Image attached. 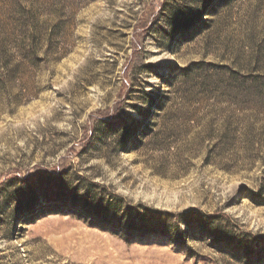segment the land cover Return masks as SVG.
<instances>
[{
    "label": "rangeland",
    "instance_id": "obj_1",
    "mask_svg": "<svg viewBox=\"0 0 264 264\" xmlns=\"http://www.w3.org/2000/svg\"><path fill=\"white\" fill-rule=\"evenodd\" d=\"M0 264H264V0H0Z\"/></svg>",
    "mask_w": 264,
    "mask_h": 264
}]
</instances>
